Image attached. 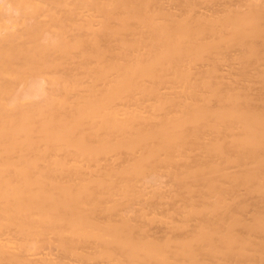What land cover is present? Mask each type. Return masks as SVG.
<instances>
[{
    "label": "bare ground",
    "instance_id": "bare-ground-1",
    "mask_svg": "<svg viewBox=\"0 0 264 264\" xmlns=\"http://www.w3.org/2000/svg\"><path fill=\"white\" fill-rule=\"evenodd\" d=\"M0 264H264V0H0Z\"/></svg>",
    "mask_w": 264,
    "mask_h": 264
}]
</instances>
